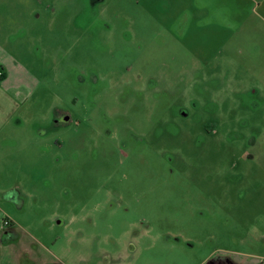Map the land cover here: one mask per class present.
Here are the masks:
<instances>
[{"label":"rangeland","instance_id":"rangeland-1","mask_svg":"<svg viewBox=\"0 0 264 264\" xmlns=\"http://www.w3.org/2000/svg\"><path fill=\"white\" fill-rule=\"evenodd\" d=\"M186 5L0 0V264H264L263 40Z\"/></svg>","mask_w":264,"mask_h":264},{"label":"crops","instance_id":"crops-1","mask_svg":"<svg viewBox=\"0 0 264 264\" xmlns=\"http://www.w3.org/2000/svg\"><path fill=\"white\" fill-rule=\"evenodd\" d=\"M212 3L216 4V3H220L223 6H226L227 4L231 5V6H236L239 13H241L242 15H244V13H242V4L244 5H249L250 8V15L246 16L245 21L248 22V25L245 26V30L246 32L250 35L249 31L253 32V31H257V34L260 35V38H258V40H263V44H264V0H212ZM179 4L182 12L183 13H189L187 12L188 10V6L186 5V0H179ZM193 7H194V3H193ZM195 9V8H194ZM183 17L185 18V21H188L187 15H183ZM251 35H255L252 34ZM252 53H254V50L251 51ZM251 53V54H252ZM263 59H262V67L264 69V54H263ZM263 75H264V71H263ZM7 219H9V221L12 223H14V221H12L8 216H5ZM2 218H0L1 220ZM3 230L0 227V262L2 261V252H3V248L5 246H8V243L5 244L4 243V238H3Z\"/></svg>","mask_w":264,"mask_h":264},{"label":"flooded vegetation","instance_id":"flooded-vegetation-1","mask_svg":"<svg viewBox=\"0 0 264 264\" xmlns=\"http://www.w3.org/2000/svg\"><path fill=\"white\" fill-rule=\"evenodd\" d=\"M5 72H0V81H2L3 79H5ZM194 105L196 106L197 103L195 102ZM62 124H70V118H65L62 119V122H60ZM54 124L58 125L59 122L57 120H54ZM211 127H215L216 125H213V123L211 124H207ZM205 134H207L208 136H211L213 133V128H206V130L204 129ZM6 222V223H5ZM12 226V223L9 221V219L2 218L0 220V227L3 230V238L5 241H7L6 239H8L10 237V227ZM12 228V227H11ZM201 264H245V261H236L232 255H230L229 253L226 254H220V255H213L210 256L208 258H206Z\"/></svg>","mask_w":264,"mask_h":264},{"label":"built area","instance_id":"built-area-1","mask_svg":"<svg viewBox=\"0 0 264 264\" xmlns=\"http://www.w3.org/2000/svg\"><path fill=\"white\" fill-rule=\"evenodd\" d=\"M6 223V222H5Z\"/></svg>","mask_w":264,"mask_h":264}]
</instances>
